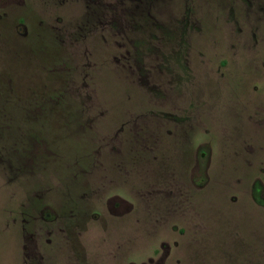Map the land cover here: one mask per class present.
I'll return each mask as SVG.
<instances>
[{
    "label": "rangeland",
    "instance_id": "374dc122",
    "mask_svg": "<svg viewBox=\"0 0 264 264\" xmlns=\"http://www.w3.org/2000/svg\"><path fill=\"white\" fill-rule=\"evenodd\" d=\"M0 264H264V0H0Z\"/></svg>",
    "mask_w": 264,
    "mask_h": 264
}]
</instances>
